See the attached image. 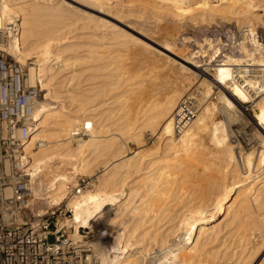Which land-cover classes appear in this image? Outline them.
I'll use <instances>...</instances> for the list:
<instances>
[{"label": "bare ground", "instance_id": "1", "mask_svg": "<svg viewBox=\"0 0 264 264\" xmlns=\"http://www.w3.org/2000/svg\"><path fill=\"white\" fill-rule=\"evenodd\" d=\"M161 1L168 3L167 8L169 6L173 14L171 18L175 17L177 21L187 17L190 20L187 22L196 20L199 24L205 21L212 23L213 20L215 23L217 18L220 21L234 18L235 24L246 27L250 35L255 32V24L263 21L262 15L257 13L255 0H160L159 3ZM74 3L98 12L106 7L114 8V4L110 6V0H0V25L6 28L17 18L21 26L20 38L9 39L6 51L26 65L27 85L35 87L39 82L44 92L36 103L35 128L30 132L25 150L30 157L28 169L34 196L39 199L36 192L41 191L45 210L51 211L63 205L69 214L60 222L58 229L65 228L69 239L79 241L83 239L79 230L89 229L90 233L97 225L96 221L105 215V222L109 224H103L108 229L114 228L111 236L108 234L109 240H106V245L94 240L90 243L99 264H237L234 263L237 254L240 264H264V88L258 90L261 87L260 76L254 69L264 70V42L252 39L253 48L249 49L246 36L243 37L238 54H223L217 64L214 63L211 73L199 71L198 85L193 81L194 88L188 95L185 92L190 91L192 79L184 77L175 89L168 94L163 92L166 95H160L158 99L151 89L143 87L144 79L140 75L135 80L131 78L133 75H125L120 67L121 61H118L122 60L121 55L120 58L118 55L110 56V60L115 61H107L108 58L107 62L100 61L103 59L100 56L102 48L104 51L111 44L120 49L122 46L127 48L129 41L124 37L120 40L121 34L111 32L115 29L97 34V38L92 39L97 43H89L87 37L88 42H78L75 34L67 36L76 21H82V27L89 26L90 21L102 22L99 17L75 7ZM262 4L258 7H262L261 14L264 15ZM154 5L153 9H157ZM104 40L116 42H102ZM204 42L211 48L210 60L214 62L221 54L219 47L213 46L210 39H204ZM197 44L199 50L195 53L202 55L205 45ZM184 62L190 66L178 63L184 71L196 72L191 71V68L194 70L199 66L196 62L185 59ZM99 70L109 72H101L99 78L96 73ZM80 81H86V89L82 87L81 91H76L73 86ZM213 86L215 101H204L210 97ZM182 94L183 97L195 98L200 110L185 131L176 136L172 114L182 100ZM131 96L139 104L132 116L127 103ZM246 103H251L249 113L243 108ZM121 110L125 111L120 114ZM217 111L222 114L219 116L221 119L215 118ZM241 113L258 129L255 137L259 145L252 146L250 152L244 151L232 139L227 128V122L238 120ZM111 118L114 120L104 124ZM146 130L154 136L153 142L148 148L146 146L147 149L131 153L128 144L133 142L141 147ZM82 134L88 138L77 137ZM206 156L212 158L207 162ZM98 158L102 159L100 166L96 165L100 171L95 173L94 170H98L92 167ZM199 165L203 172L214 171L212 173L220 175L218 178L209 177L206 184L201 180L205 186L200 185L201 182L196 184V179L201 178L198 175L201 172L197 173ZM81 175L94 176L92 190L74 191ZM179 179L194 190L180 187L182 182ZM177 180V183L181 182L179 187L175 183ZM219 217H228V225L235 223L231 225L235 229L231 230L233 234L234 231L247 230L253 232L254 238L251 235L247 237V231L241 233L243 235L237 242L233 240L236 233L232 237L230 231H225L219 236L222 231L216 223ZM237 234L240 235L239 232ZM227 236H231L233 245L238 243L240 249L232 248L231 244L229 252V246L225 244ZM256 237L260 239L259 243L258 240L254 242Z\"/></svg>", "mask_w": 264, "mask_h": 264}, {"label": "rangeland", "instance_id": "2", "mask_svg": "<svg viewBox=\"0 0 264 264\" xmlns=\"http://www.w3.org/2000/svg\"><path fill=\"white\" fill-rule=\"evenodd\" d=\"M121 1V2H120ZM110 0V6L111 5H115L116 6V4L118 5V7H120V8H118L117 6H116V8H115V6L113 5V7L114 8H112L111 9V7H106V9L104 8V9H102V11H93V10H90V9H88V8H85L83 5H81L80 4V6L77 4H73L75 7H79L78 9H81V10H83V11H85L86 12V14H90L91 16H94V17H99V19L104 23H102V22H100L99 24H97L95 21H90V22H88V24H89V26L88 25H86L85 27H82L81 26V23H82V21H76L75 22V25L73 26V29H72V31H71V33L68 35L67 34V36H70V35H76L74 38L76 39V40H78V42H84L85 40H86V42H88L89 40H90V42L89 43H97V41L95 40V41H93L92 39L94 38V39H96L97 37H96V35L97 34H101V33H103L104 31H105V33H106V30L107 31H109V30H111V29H117L116 31L114 30V31H111V32H113L114 34L117 32V33H119L118 35H120L121 34V36L119 37V39L121 40V39H123V37H124V39H126V40H128L129 41V43H128V45H127V48H126V46L124 47V46H120L122 49H120V48H118V47H116V46H114L113 44H111V46L113 45L114 47H115V49H112L113 48V46H112V48H111V46H110V48L114 51V53H111V52H113V51H111V49L110 48H106L104 51H102L104 48H100L101 49V53H100V56L103 58L102 60H100L101 62L102 61H106V59H107V61L108 60H110L111 58H110V56H112V58H113V56H117L118 58H120L121 57V59L122 60H118V58H115L116 60H118V61H121V65L123 66V68H122V66H120L121 67V70L122 71H125V75L128 77V76H130L131 77V75H133L131 78L133 79V80H135V79H137V78H139L140 76H141V78H143L144 79V84H143V87H148L149 89H151V93L152 94H154L155 96V98H158V99H160L161 98V96L163 97V96H165L166 94H168L170 91H171V89L173 90V89H175L177 86H178V84H179V82H180V80H183V79H188L189 80V78H191L190 80H191V85L192 86H190L191 88H190V91L189 90H187L185 93L188 95V93L189 92H191L192 90H193V88H194V85H193V83L195 82V83H197L198 82V80H199V76H201V74H200V72L201 71H203V70H207L206 72H209V73H211L212 72V70H213V68H214V65L215 64H217L216 62H218V60H220V58H222L221 56H223V54H228V53H231V54H234V55H236V54H238L239 53V42L243 39V37H245L246 36V43H248L247 44V46H248V48L249 49H251V48H253L252 46V43H250L251 42V40L252 39H254V40H257L258 42H260V43H262V42H264L263 40H264V15H263V13L261 14V8L262 7H258V5L259 6H261V5H263L262 3H264V1L262 2V1H260V2H256V0H255V4L257 5V8L256 9H258L257 10V13H259V15H262L261 16V20H263L262 22H261V20L259 21V22H261V23H259L258 24V22H257V24H255L256 26V29L254 28V33H253V35H250V34H248V31H246V27L245 28H241L240 26H238V25H236L237 24V22H234V18H231V20H229V21H227V22H229V23H227L226 21H220L221 19H219V18H217V20H215V23H214V20L212 21V23H210L211 21H209V22H199V24L197 23V21L196 20H191V22H187V21H190V20H187L186 18L187 17H185V20L184 19H181L180 21L178 20L177 21V19H175V17H173V18H171V16L173 15V14H171L170 13V9H169V6H168V8H167V5H168V3L167 4H165L166 2L165 1H163V3H162V1H161V3H159V1L160 0H157V2H156V0L154 1V0ZM149 1V2H148ZM155 2V3H153V2ZM210 2H211V0H209ZM217 1V0H216ZM116 2H118V3H116ZM123 2H124V6H123ZM215 2V1H214ZM213 2V4H215ZM128 5H127V4ZM217 3V2H216ZM129 4H131V5H129ZM154 4H156V6H157V9H153V8H155V5ZM120 5H122V7L120 6ZM126 5L127 6H129V7H126ZM135 5V6H134ZM159 5H161V6H164V5H166V7H164V8H160V6ZM82 6V7H81ZM131 6V7H130ZM125 7V8H124ZM135 7V8H134ZM142 7V8H141ZM146 7V8H145ZM160 9H159V8ZM131 8H133V10L132 11H130V9ZM136 8H138V9H136ZM165 8H167V10L165 9ZM111 9V11H108V10H110ZM114 9H116V11H117V15H116V11L114 10ZM123 9H127L126 10V12H125V10H123ZM148 9L152 12H150V11H148ZM259 9H260V11H259ZM106 10V11H105ZM153 10V11H152ZM156 10V11H155ZM158 10L160 11V12H158ZM164 11L165 12V15H163V13L164 12H162V11ZM88 11V12H87ZM108 11V12H107ZM121 11H122V13H121ZM128 11V12H127ZM102 12V13H101ZM118 12H120V14L118 13ZM125 12V13H124ZM129 12H131V14L132 13H134V12H138L137 14L135 13V14H133V15H130V13ZM155 12V13H154ZM159 14L160 13V15H158L157 13ZM104 13V14H103ZM107 13V14H106ZM129 13V14H128ZM154 13V14H153ZM169 14V16L167 17V15ZM100 14V15H99ZM106 14V15H105ZM124 14V15H123ZM142 14V15H141ZM153 14V15H152ZM162 14V15H161ZM167 14V15H166ZM171 14V15H170ZM109 15V16H108ZM118 15H119V17H118ZM120 15H121V17H120ZM122 15H123V17H122ZM141 15V16H140ZM158 17H157V16ZM111 16H112V18H111ZM125 16V17H124ZM132 16V17H131ZM137 16V17H136ZM152 16H153V18H152ZM156 16V17H155ZM161 16V17H160ZM164 18H163V17ZM155 17V18H154ZM168 19H167V18ZM177 18V17H176ZM154 19H156V20H154ZM161 20V21H158V20ZM174 19V20H173ZM170 20H171V23H170ZM233 20V21H232ZM89 21V20H88ZM107 22V24H106V22ZM163 21V22H162ZM168 21V22H167ZM182 21H184L185 23L187 22V24H185L184 22H182ZM219 21V22H218ZM86 22H87V20H86ZM173 22V23H172ZM226 22V23H225ZM95 23H96V27H98V29H96V27H94L95 26ZM180 23V24H179ZM236 23V24H235ZM83 24V23H82ZM102 24V25H101ZM169 24H171V25H169ZM173 24V25H172ZM176 24V25H175ZM198 26H197V25ZM263 24V25H262ZM97 25H101V26H97ZM109 25V26H108ZM110 25H112L111 27H110ZM191 25V26H190ZM257 25H262V26H257ZM195 26V27H194ZM82 27V28H81ZM90 27V28H89ZM238 27H240V28H238ZM261 27V28H260ZM95 28V29H94ZM258 29V30H257ZM119 30H121V31H119ZM93 32H95L94 34L95 35H93L92 36V34H93ZM110 32V31H109ZM109 32H107L108 33V35H110V33ZM121 32V33H120ZM116 33V34H117ZM122 33H123V36H122ZM168 33V34H167ZM89 34H91V35H89ZM79 35V36H78ZM111 35H113V34H111ZM169 35V36H168ZM78 36V37H77ZM88 36H90V37H88ZM126 36V37H125ZM175 36V37H174ZM257 36V37H256ZM89 39V40H87V38ZM96 37V38H95ZM129 37V38H128ZM175 38V39H173V38ZM184 39H183V38ZM187 37H189V39L187 38ZM79 38V39H78ZM86 38V39H85ZM182 38V39H181ZM186 38H187V40H186ZM131 39H132V41H131ZM204 39H210V42H211V44L213 45V46H216V48H218L219 47V52H221V54H219L218 55V57L215 59V60H213L214 62H212L211 60H210V53H211V48H209V45H208V43L207 42H204ZM250 39V40H249ZM185 40V41H184ZM248 40H249V42H248ZM91 41H93V42H91ZM107 41H110L111 43L112 42H114L115 40H104V41H102V42H107ZM131 41V42H130ZM116 42V41H115ZM136 43V44H134V43ZM203 43L205 46H204V49L203 50H205V53H203L202 55L200 54V53H195L196 51H198L199 50V45L197 44V43ZM131 43V44H130ZM207 43V44H206ZM132 45V46H131ZM134 45V46H133ZM207 45H208V47H207ZM105 46H107V45H105ZM128 46L130 47V49L128 48ZM197 46V47H196ZM251 47V48H250ZM108 49V50H107ZM206 49L208 50V51H206ZM120 50V51H119ZM122 50V51H121ZM82 51V50H81ZM108 51H110V52H108ZM118 54H117V53ZM111 53V54H110ZM119 53H121V54H119ZM80 54V53H79ZM81 54H82V52H81ZM80 54V55H81ZM105 54V56H103ZM115 54V55H114ZM107 55V56H106ZM109 55V56H108ZM121 55V56H120ZM125 55V56H124ZM120 56V57H119ZM124 58V60H125V58H126V60L125 61H123V58ZM128 59V60H127ZM184 59L187 61H191L192 63H193V61H194V64H198L197 66V69H195L194 68V70H193V68H191V71H196V72H194V73H192V72H190V71H184L183 69H182V67H181V65L179 66V64L178 63H181V64H183V65H185V66H187V67H190L189 65H187V64H185V62H184ZM104 61V62H105ZM106 61V62H107ZM110 61H115L114 59H112V60H110ZM118 61H116V62H118ZM126 61H128V62H126ZM29 62H31V61H29ZM98 62V61H97ZM97 62H95L96 64H97ZM100 62V63H101ZM104 62H102V63H104ZM130 62V63H129ZM196 62V63H195ZM204 62L206 63V62H208V64L206 65H204ZM99 62H98V64H100ZM101 63V64H102ZM211 63V64H210ZM215 63V64H214ZM120 64V63H119ZM87 64H85V66H86ZM88 65H90V64H88ZM129 65V66H128ZM209 65H211V67L209 66ZM28 66V65H27ZM161 66V67H160ZM204 66V67H203ZM130 67V68H129ZM203 67V69H201ZM210 67V68H209ZM126 68H129V69H126ZM172 68V69H171ZM175 68V69H174ZM178 68V69H177ZM170 69V70H169ZM128 70V72H126ZM131 72H130V71ZM133 70V71H132ZM138 70V71H137ZM180 70V71H179ZM105 71V72H104ZM104 71H102V70H99V71H97L96 73L99 75V74H102V73H106V72H109V70H104ZM137 71V72H136ZM177 71V72H176ZM200 71V72H199ZM102 72V73H101ZM110 72H111V70H110ZM141 72V73H140ZM179 72V73H178ZM190 72V73H189ZM127 73H128V75H127ZM137 73V74H136ZM144 75H143V74ZM173 73V75H171ZM187 75H186V74ZM131 74V75H130ZM146 74V75H145ZM154 74V75H153ZM176 74V75H175ZM190 74V75H189ZM196 74H198V75H196ZM104 75V74H103ZM140 75V76H139ZM179 75H180V77H179ZM100 77L99 78H101V75H99ZM136 76H137V78H136ZM139 76V77H138ZM150 76H153L152 78H148V77H150ZM181 76H182V79H181ZM196 76V77H195ZM197 76H198V79H197ZM156 77V78H155ZM179 77V78H178ZM185 77V78H184ZM102 78H103V76H102ZM177 78V79H176ZM131 79V80H132ZM149 79V80H148ZM152 79H155L154 81H152ZM194 79V80H193ZM98 80H102V79H98ZM151 80V81H150ZM175 80V81H174ZM147 81V82H146ZM155 81H157V82H155ZM178 81V82H177ZM194 81V82H193ZM85 82V83H84ZM84 82H82V81H80V83H77V85H75V86H73L74 87V89L77 91V89H78V91H81V88L83 87H85V84H86V81H84ZM148 82H149V86H148ZM152 82L154 83V84H152ZM165 82V83H164ZM176 82H177V84H176ZM166 83H167V85H166ZM80 84H81V86H80ZM169 84H171V85H169ZM78 85L80 86V87H78ZM174 85V86H173ZM196 85H198V83L196 84ZM167 86V87H166ZM170 86H172V87H170ZM36 87H37V89L39 90V92H40V96H42V94L44 93L43 91H41V87H40V84H39V82L36 84ZM152 87V88H151ZM156 87V88H155ZM159 87V88H158ZM165 87V88H164ZM193 87V88H192ZM196 87V86H195ZM84 89H86V87L84 88ZM168 89V90H167ZM83 90V89H82ZM117 90H119V89H117ZM117 90H115V91H117ZM212 90H213V92L210 94V97L208 96L207 98H204V101H210V100H212V101H215V99L213 98V97H215L216 95V90L214 89V86L212 87ZM215 90V91H214ZM115 91H113V92H115ZM153 91H154V93H153ZM156 91H158V92H156ZM169 91V92H168ZM163 92L164 93H166V94H163ZM194 93H196V95L198 96V97H200L198 94H197V92H194ZM214 93V94H213ZM157 95V96H156ZM161 95V96H160ZM185 95V94H184ZM186 95V96H187ZM134 96V95H133ZM133 96H131V98L133 97ZM181 97H183V94H182V96ZM181 97H180V99H181ZM185 97V96H184ZM106 98H107V96H106ZM130 98V99H131ZM209 98V99H208ZM128 100V108L130 109V111H129V113H130V115L132 116L133 114H134V111H136V106H138L139 104H138V102L135 100V97H133V99H131V100ZM179 99V100H180ZM136 101V102H135ZM131 102V103H130ZM134 102H135V105H133L134 104ZM133 103V104H132ZM131 104V105H130ZM138 104V105H137ZM130 106H131V108H130ZM251 103H246V104H244L243 105V108L244 109H246V111L249 113L250 112V110H251ZM135 108V109H134ZM250 109V110H249ZM123 111H125V110H121L120 111V114L123 112ZM219 112L220 111H217L216 112V116H215V118H217V119H221L219 116H222V114L220 113L219 114ZM218 115V116H217ZM115 117H117V116H115ZM114 117V118H115ZM245 115H243L242 113L240 114V116H239V119L238 120H236V121H234V120H232V122H231V120H230V122L228 123L227 122V128H228V132H231V134H230V136H236V135H238V134H241L242 136H249L250 134H253L254 136H256V132L255 131H257L258 129H257V127H255V125L253 124V122L250 120L249 121V119L246 117ZM114 118H111V120L110 119H107V120H105L104 121V124H109V122H111L112 120H114ZM241 118V119H240ZM234 121V122H233ZM106 122V123H105ZM257 129V130H256ZM151 132L150 131H148V130H146L145 132H144V134H143V143H142V146L140 147L139 145H135V143H133V142H130L128 145H129V147H131V148H129V150L131 151V153L132 152H136L137 150L139 151V150H144V149H147L150 145H151V143L153 142V138H154V136L152 135V134H150ZM77 137H82V138H84V139H86V138H88L87 137V135L86 134H82V135H80V136H77ZM257 137V136H256ZM259 141V140H258ZM145 142V143H144ZM145 144H147V145H145ZM143 145H145V146H143ZM258 145H259V143H258ZM257 145V146H258ZM136 146H138V147H136ZM146 146H147V148H146ZM139 148V149H138ZM244 151H248V152H250L251 150H252V148H244L243 149ZM129 151V152H130ZM212 157H210V156H206V161L207 160H210ZM102 159H100V158H98L97 159V161L94 163V166L92 167V168H94L95 167V169L97 168V170L98 171H96V170H94V172L95 173H97V172H99L100 171V168L99 167H97L96 165H99V162L101 161ZM98 162V163H97ZM208 162V161H207ZM100 166V165H99ZM68 169H69V167H67ZM200 171H199V170ZM203 168H202V166H198L197 167V173L198 172H201V173H198V175H200L201 176V178L202 177H204L205 178V176H207L205 179L204 178H200V177H198V179H196V184H199L200 182V185H202V186H205L204 185V183L206 184V182L208 181V180H206V179H210L211 177H216V178H218L217 176L218 175H220L219 173L217 174V172L214 174V173H212V172H214V171H208V173L207 172H203V170H202ZM202 170V171H201ZM66 171H68L67 169H66ZM202 172H203V174H202ZM205 175V176H202V175ZM209 175V176H208ZM176 176H178V175H176ZM81 177H86V189H84V190H89V189H93L94 187H92L93 186V182H94V180H95V178H94V176H93V178H92V176H86V175H81ZM133 177L135 178V175H133ZM132 177V178H133ZM179 177H180V175H179ZM210 177V178H209ZM133 178V179H134ZM178 178V177H177ZM204 182V183H202V181ZM179 181H181V179H179ZM178 180L175 182V183H177V182H179ZM182 182V183H181ZM180 183H181V185H179L180 187H183V188H185V189H188L189 191H190V189H192V188H190L191 186L189 185H187L186 183H183L184 181L182 180ZM195 182V181H194ZM199 182V183H198ZM89 183V184H88ZM175 183L174 184H172V189L174 188V186H175ZM180 183H177V186H178V184H180ZM187 187H186V186ZM178 186V187H179ZM170 188V189H171ZM176 188V187H175ZM192 190H194V188L192 189ZM36 195H37V197L39 198V203H40V205L42 206V207H40L37 211L38 212H44L45 211V204H44V200H43V196L41 195V191H38V192H36ZM42 208V209H41ZM60 208H63L64 209V207H63V205L60 207ZM113 208H115V207H113ZM42 210V211H41ZM37 211H36V213H37ZM64 211H65V209H64ZM104 216L105 215H103L101 218H99L98 219V221H96V223H97V225L93 228V231H94V235L92 236V237H90L89 238V240H88V242L89 243H92V242H94V241H96V243L98 242L99 244H101V245H106V240L108 241L109 240V233H110V236H111V232L114 230V228L112 227V226H110V227H112V228H110V229H108L107 228V226L105 225V224H103V223H106V224H109L108 222H105V219H104ZM228 218V217H227ZM227 218H223V217H219L217 220H216V223H217V225H218V228H220V230H221V228H222V231H221V233L219 232V236H221L225 231H230L231 233H230V235L232 236V237H234L235 235V233H236V236L234 237L235 239H233L231 236L230 237H228L227 236V239H226V245L227 246H229V248L226 246V248H228L227 250L230 252L231 250H230V247H231V244H232V248H235L236 250H238V249H240V246L238 245V243H237V245H238V247H237V245L235 244L236 242H237V239H238V237H240L241 235H243L244 234V232L245 233H247L248 231L247 230H239V231H237V232H239L240 233V235L239 236H237L238 234H237V232H235L234 231V234H233V231H231V230H235L234 229V227H232V226H234L235 225V223H234V225H233V223L231 224L230 223V225H228L229 224V220L227 219ZM104 219V220H103ZM222 220V221H221ZM225 220V221H224ZM61 221H63V220H61ZM60 221V222H61ZM228 221V222H227ZM227 222V223H226ZM99 223V224H98ZM219 223H221V224H219ZM225 225H223V224ZM226 224H227V226H228V228H226L227 226H226ZM219 225H221V227L219 226ZM222 225H223V227H222ZM232 225V226H231ZM232 228H231V227ZM225 227V228H224ZM223 228H224V230H223ZM226 229H228V230H226ZM247 231V232H246ZM65 232H66V229H65ZM250 233L252 232V231H249ZM249 232L247 233V234H245L247 237L248 236H250L251 238H254V236H253V232H252V234H249ZM241 233H243V234H241ZM249 237V238H250ZM229 239H231V241L229 240ZM234 241H236L234 244L235 245H233V240ZM49 240L52 242L53 240H54V238L51 236L50 238H49ZM94 240V241H93ZM228 240V241H227ZM258 240V241H257ZM92 241V242H91ZM231 243H230V242ZM259 243V241H260V239L259 238H255V243H257V242ZM216 245L218 244L217 242H214ZM213 243V244H214ZM229 245H228V244ZM231 248V249H232ZM263 255V254H262ZM239 255L237 254L236 255V257H238ZM236 257H234V263H236L237 262V264H240V259H236ZM232 263H233V259H232V261H231ZM239 262V263H238Z\"/></svg>", "mask_w": 264, "mask_h": 264}, {"label": "built area", "instance_id": "3", "mask_svg": "<svg viewBox=\"0 0 264 264\" xmlns=\"http://www.w3.org/2000/svg\"><path fill=\"white\" fill-rule=\"evenodd\" d=\"M20 35L17 18L6 28L0 25V264H99L88 242L94 231L81 229L83 239L72 240L65 228L58 229L60 221L69 216L63 208L36 213L42 206L32 190L25 146L35 128L40 92L36 86L27 85L26 65L6 51L8 40H18ZM254 69L260 76L259 90L264 88V70ZM199 110L198 101L191 96L179 101L172 114L176 136L185 131ZM232 139L243 149L258 145L253 134H238ZM75 189H86V177L78 178Z\"/></svg>", "mask_w": 264, "mask_h": 264}]
</instances>
